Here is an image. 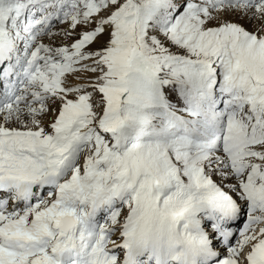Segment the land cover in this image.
<instances>
[{
    "label": "snow or ice",
    "instance_id": "obj_1",
    "mask_svg": "<svg viewBox=\"0 0 264 264\" xmlns=\"http://www.w3.org/2000/svg\"><path fill=\"white\" fill-rule=\"evenodd\" d=\"M0 264H264V0H0Z\"/></svg>",
    "mask_w": 264,
    "mask_h": 264
},
{
    "label": "rangeland",
    "instance_id": "obj_2",
    "mask_svg": "<svg viewBox=\"0 0 264 264\" xmlns=\"http://www.w3.org/2000/svg\"><path fill=\"white\" fill-rule=\"evenodd\" d=\"M59 27H62V25H57V28H59ZM250 27H251V26H250ZM44 42H45V43H49V41H48L47 39H45ZM57 43H59V41H57ZM93 47H95V46H93ZM88 75H91V74H88ZM71 78H72V77H69L70 80H71ZM52 118H53L52 114L49 113V114H47V115H45V116L43 117V121H44L45 124H47ZM215 178H216V177H214V179H215ZM218 182H219V181H218Z\"/></svg>",
    "mask_w": 264,
    "mask_h": 264
},
{
    "label": "bare ground",
    "instance_id": "obj_3",
    "mask_svg": "<svg viewBox=\"0 0 264 264\" xmlns=\"http://www.w3.org/2000/svg\"><path fill=\"white\" fill-rule=\"evenodd\" d=\"M73 78H71V80H72Z\"/></svg>",
    "mask_w": 264,
    "mask_h": 264
}]
</instances>
